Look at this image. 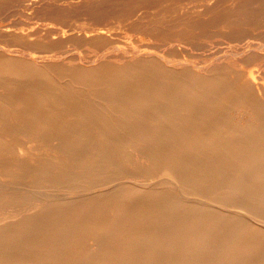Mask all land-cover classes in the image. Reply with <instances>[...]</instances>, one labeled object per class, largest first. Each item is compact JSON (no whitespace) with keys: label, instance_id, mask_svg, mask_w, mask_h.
<instances>
[{"label":"rangeland","instance_id":"1","mask_svg":"<svg viewBox=\"0 0 264 264\" xmlns=\"http://www.w3.org/2000/svg\"><path fill=\"white\" fill-rule=\"evenodd\" d=\"M29 1L0 0V46L104 64L0 54V264H264V146L257 178L228 156L264 110L220 69L264 76V0Z\"/></svg>","mask_w":264,"mask_h":264},{"label":"bare ground","instance_id":"2","mask_svg":"<svg viewBox=\"0 0 264 264\" xmlns=\"http://www.w3.org/2000/svg\"><path fill=\"white\" fill-rule=\"evenodd\" d=\"M34 2H36V0H30L29 1L30 4L31 3H34ZM0 25H2V24L0 23ZM45 26H48V25H45ZM44 31L45 32L52 31V28L44 27ZM219 49H220L221 54L230 55V56L231 55H233V56H240V55H242L243 56L245 54H248L249 52H253V53L256 52L257 54L261 53L260 51L257 50V46L254 43H252V42H248L247 44H244V45H236V46H234V48H230V47H227V48L220 47ZM140 52L147 53L149 51L143 49ZM98 53H100V52H98ZM0 54L4 57V59H2V61H1V62H3V64H2L3 66L9 67L11 69H15V70L20 71V72H23V68L25 66L20 62V60H18L19 58L20 59L21 58H23V59H29V60H32L34 62H38L40 65L57 66V67H61L62 69L76 68V70L78 68L84 69V70H93V69L99 68V66H101L102 64H104V63H102V64H100L97 67L96 66V62L94 60H90L89 63H86V61H79V62L78 61H75L74 62V65L75 66H72L73 65L72 64V60H76V58L75 57H69V55H67V54H65V55H55V54H52V53H45L43 55L42 54L41 55L38 54L37 57L32 56V57H27L26 58L25 55H23L22 51H20L16 47H7V48H4V47L0 46ZM32 58H34V59H32ZM164 62H165V64L167 66L171 67L172 69H177V68L181 69L183 67L184 68L185 67H188L191 70H193L194 72L200 73V74H202V75H204L206 77H212V76H214L213 72L216 71V70H213L212 68H209L207 70V67L204 66V64L203 65L202 64H196V63L190 62V61H188V60H186L184 58H182V59H176V60H173L172 62H169V61H164ZM35 65L38 66V64H35ZM123 66H125V65H123ZM122 69L123 68H120V70H122ZM220 69H221V71H223L224 74L226 73L231 79H234L235 80V84L233 86H230V87H233L235 90L239 91L243 95V97H245L246 99H249L250 100L249 104H251L252 106H254L256 108L258 107L257 108V111H255V114H258V113H261L262 114V110H264V76L259 75V74H255L252 70L245 69L241 65L233 66V67L229 68L227 71L223 70L221 67H220ZM28 72H32L34 74L35 73V70L34 69H30ZM0 79H2V78H0ZM213 84H215V83H213ZM177 101L178 100H176V99H173L172 100V97H167L166 98V102L168 104L169 103L178 104ZM185 107L188 108V109H191V107L189 106V102H186ZM70 125H71V123H70ZM244 133L247 134L250 137V140L247 141V143L244 144L240 148H239V146L237 144H235L234 141H231L230 144H232V146H230V149H229L230 153H228V156L230 157V160L232 162L234 160L233 159V156L235 157V161L237 163V164H234L233 165V167L235 168V170L239 171V170H242L243 169V171L247 172L245 175L248 176L250 174H254L253 177L257 178L258 177L257 172L259 170L260 165L258 163H256L257 161L255 160V158H252L251 160H247V155L246 154L248 152H252L254 150H261V148L264 146V138H262L261 136L260 137H257L256 134H255L256 133L255 130H253L252 128L251 129L244 130ZM150 138L148 137L149 140H150ZM171 138H169V140H173V138L172 139ZM158 139H161L160 135L158 136ZM169 140H167V141H169ZM158 141H160V140H158ZM251 141L253 142V144H252V147L249 149L248 146H246V145H249L251 143ZM50 144H52V143H50ZM14 156H16V155H14ZM76 159H78V158H76ZM180 162H182L181 159H179L176 155H173V156L167 158V163H168V165L170 167H176L177 168L179 166ZM46 165H48V164H46ZM224 166L225 167H228V165H224ZM261 166H262V164H261ZM123 177L126 178L127 176H123ZM128 177H132V176H128ZM142 177H145V176H142ZM114 183H116V182H114ZM114 183H112V184H114ZM146 183H148V182H146ZM100 191H102V190H100ZM48 193H49V191H48ZM227 206H230V205H227ZM46 246H48V245H46ZM82 261H84V260H82Z\"/></svg>","mask_w":264,"mask_h":264}]
</instances>
